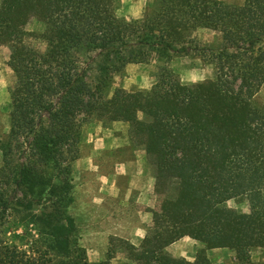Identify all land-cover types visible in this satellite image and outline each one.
<instances>
[{
  "label": "trees",
  "instance_id": "trees-1",
  "mask_svg": "<svg viewBox=\"0 0 264 264\" xmlns=\"http://www.w3.org/2000/svg\"><path fill=\"white\" fill-rule=\"evenodd\" d=\"M117 2L0 0V47L16 77L9 140L21 154L15 163L11 141L2 145L0 214L29 212L55 264H110L72 255L70 174L83 122L123 121L149 157L159 207L139 246L110 244L124 245L135 264H210L204 254L190 262L166 253L188 236L251 264V249L264 246V105L253 103L264 84V0H151L139 19L118 17ZM31 19L44 23L42 34L25 29ZM200 28L219 31L221 42L199 47ZM189 52L210 60L212 79L182 83L169 62ZM150 63L149 90L112 87L128 64ZM244 195L247 212L227 205ZM12 252L0 242V264H19Z\"/></svg>",
  "mask_w": 264,
  "mask_h": 264
},
{
  "label": "rangeland",
  "instance_id": "rangeland-1",
  "mask_svg": "<svg viewBox=\"0 0 264 264\" xmlns=\"http://www.w3.org/2000/svg\"><path fill=\"white\" fill-rule=\"evenodd\" d=\"M231 5H241L245 0H219ZM151 0H118L115 13L123 19H139L143 16ZM45 25L36 19H31L25 26L27 31L40 35ZM195 43L199 47L217 45L222 35L219 31L200 28L193 33ZM30 43L43 50L45 45L39 39H30ZM10 49L0 47V167L3 165L2 145L10 142L11 111L9 89L14 85L15 72L9 66ZM196 52L175 55L169 62L172 70L184 84L197 83L212 79L215 67ZM129 66V68H127ZM117 73L111 83L113 88L126 91H147L154 82L153 74L156 64L128 65ZM95 72L92 73L94 78ZM111 95V93L109 94ZM253 103L264 105V84L256 90ZM96 117V118H95ZM88 118L81 126L78 143V158L71 163L70 181L72 185V202L68 213L72 216L76 232V243L72 255H81L88 261L98 262L110 260V264H135L128 257V250L118 241L110 244L109 235L113 227L121 225L128 233L132 224H141V235L146 236L153 224V211L159 207L158 197L154 193V182L149 157L144 146L138 143L130 133V126L126 123L111 122L97 116ZM138 117L141 119L142 114ZM11 141L15 163L21 159V154ZM155 181V180H154ZM11 186L7 188L8 192ZM264 202V189L261 191ZM29 199V198H28ZM231 208L247 212L249 198L238 196L227 201ZM38 207V206H37ZM24 210L7 211L0 214V242L8 246H15L12 252L18 258V263L33 261L34 264H55L58 258L51 251H46L42 237ZM144 226V227H143ZM114 230V229H113ZM117 237V236H116ZM119 238V237H118ZM123 239V238H122ZM139 242L131 244L139 246ZM200 242V241H199ZM213 249V248H210ZM205 245L198 248L196 258L204 254L208 258ZM170 256L171 253L165 250ZM24 253V254H23ZM213 254L210 264H238L236 252L230 248ZM23 254V255H22ZM195 258V260H196ZM251 264H264V246L252 248L249 254ZM19 263V264H20Z\"/></svg>",
  "mask_w": 264,
  "mask_h": 264
},
{
  "label": "crops",
  "instance_id": "crops-1",
  "mask_svg": "<svg viewBox=\"0 0 264 264\" xmlns=\"http://www.w3.org/2000/svg\"><path fill=\"white\" fill-rule=\"evenodd\" d=\"M128 65H139V64H128ZM127 65V66H128ZM129 68V66L127 67ZM115 122H120L123 123V121H115ZM126 123V122H124ZM152 181L150 182L151 185H153V178H150ZM144 227V226H143ZM124 227L121 225H116L115 227H113L112 231L109 233V235H113V236H117L119 238H123L127 241L132 242L133 244L135 242H139L142 238L144 239V236L141 235V224H132L131 227H128V233L123 234ZM204 246V244L202 242H199L197 240H194L188 236H184L180 239H178L177 241L171 243L170 245H168L166 247V250L168 252L171 253L172 257H176V258H184L187 261L193 262L196 258V251L198 248H202ZM220 250H223V248H213L210 250H207V254H208V258L210 259V257L213 254H218L217 252H219ZM91 262V261H89Z\"/></svg>",
  "mask_w": 264,
  "mask_h": 264
}]
</instances>
